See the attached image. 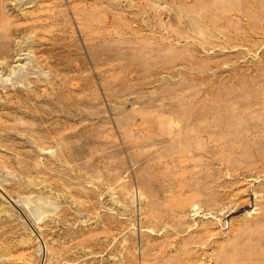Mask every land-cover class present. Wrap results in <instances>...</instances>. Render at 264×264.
Masks as SVG:
<instances>
[{
	"label": "rangeland",
	"instance_id": "374dc122",
	"mask_svg": "<svg viewBox=\"0 0 264 264\" xmlns=\"http://www.w3.org/2000/svg\"><path fill=\"white\" fill-rule=\"evenodd\" d=\"M0 264H264V0H0Z\"/></svg>",
	"mask_w": 264,
	"mask_h": 264
}]
</instances>
